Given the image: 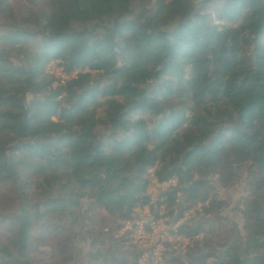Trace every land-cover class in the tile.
<instances>
[{
    "label": "trees",
    "instance_id": "1",
    "mask_svg": "<svg viewBox=\"0 0 264 264\" xmlns=\"http://www.w3.org/2000/svg\"><path fill=\"white\" fill-rule=\"evenodd\" d=\"M13 1L0 0V16ZM23 1L25 15L0 26V137L14 141L0 149V187L17 202L41 194L0 216V264H75L67 223L95 212L122 224L88 235L86 263L136 264L130 236L117 235L142 223L149 183L171 181L156 213L173 226L194 216L175 229L184 251L167 245L164 264H264V0H203L167 33L151 24L165 4L187 0H150L144 21L129 10L134 0ZM48 69L66 74L68 88ZM243 171L253 178L234 212L240 250L213 243L216 220L196 223L217 217V187L231 189Z\"/></svg>",
    "mask_w": 264,
    "mask_h": 264
},
{
    "label": "rangeland",
    "instance_id": "2",
    "mask_svg": "<svg viewBox=\"0 0 264 264\" xmlns=\"http://www.w3.org/2000/svg\"><path fill=\"white\" fill-rule=\"evenodd\" d=\"M203 0H187V5L182 8H176L170 5H164L163 13L157 18L156 21H154L151 24V27L155 28L156 30H160L161 32L167 33L170 32L173 25H176L178 22L179 17L183 13V11L187 10V6L195 7L198 3H200ZM153 3L150 0H134L132 4L129 7L130 12L132 15H136L139 12L143 11V21L146 20L149 17V11H151L153 7ZM27 6H25V2L23 0H15L11 2L8 7L5 9V11L0 16V26H7L12 25L18 22L20 18H22L25 15V10ZM124 20V19H123ZM93 25H89L88 29L93 28ZM74 29L77 28V26H72ZM2 27H0V36L3 33ZM82 29H78V31H81ZM5 53L9 56V59L13 63L18 64L20 62V59L14 56V49L7 48L5 50ZM61 71V70H60ZM49 74H53L57 79L60 80L61 86H64L66 89L68 88V84L66 82V74H63L59 72V70L56 69H48ZM60 73V74H59ZM30 99H33L31 96L27 95L24 99L25 102L30 101ZM14 144V141H11L7 137H0V149H4L7 146H11ZM252 174L250 176L247 174V172L243 171L240 174V179L237 182V184L232 187L229 190H221L217 186L218 190V200L223 203L221 207L218 208L217 214L215 219L205 221L203 224L210 225L213 224V221L216 220L218 223L215 227L217 230L218 239L215 240L216 244H233L234 246H238L239 248L242 247V241L245 236V232L243 230V223L239 219L238 214H234L235 209H240L239 205L241 201L245 198H249V192L247 190V186L252 181ZM205 179H207L210 183L215 184V181L213 177L206 173ZM176 186V183L171 181L169 183L163 184L161 186L156 187L154 183L150 182L147 188V195L150 197V205L146 207L144 210H141L140 213H138V217L142 222H147L151 220L158 219V214L156 213V206L155 203L157 201H160V198L163 194V192H169L170 190H174ZM186 188H189V186H186ZM32 195L29 197L27 202H24L23 200H19L20 202H17V196L13 194V191H10L8 188L0 187V216H10L14 215L16 212L19 211L22 208H28L32 206L36 200H40L39 196L41 194V191L38 192V190H35L31 193ZM37 201V202H38ZM37 204V203H36ZM82 212L87 208L88 202L84 201L82 204ZM206 206V204H205ZM197 209L200 208V206L195 207ZM192 210V209H190ZM194 211V209H193ZM175 213L178 212V209H175ZM193 214L189 215V219L194 216ZM171 221L169 223L171 224ZM59 222V226L61 227L64 225L63 221H57ZM112 222L113 226L115 225H121L122 223H114L112 220L108 219L105 214L101 212H95V217L91 219L90 222L82 223L81 221H78L77 224L73 227V229H70L69 223H67L70 232L72 233V240H73V247L75 251V264H87V259H85V254L89 251L88 245L90 244L89 236L97 237V236H103L107 233V229ZM169 223H166V226L169 225ZM173 223V222H172ZM145 224V223H143ZM224 225H230L233 229L231 232H226L228 229L227 227H224ZM223 226V227H221ZM136 228V222L135 223H128V225H124V230L120 231V233L117 235V239H128L130 236L131 240V234L133 233L134 229ZM176 228V227H175ZM223 228V229H222ZM220 229V230H219ZM225 229V230H224ZM127 235L126 237H121L123 235ZM171 235V234H170ZM6 236L5 232H1V236ZM234 240V243L232 242ZM131 242H133L131 240ZM2 243H4V240H2ZM174 243V244H173ZM172 244L176 245V251H174L173 255L175 254H182L184 251L187 243L185 240H180L178 237L174 240ZM212 243V242H211ZM133 244H135L133 242ZM171 244V245H172ZM119 245V244H118ZM53 246V243H50V247ZM136 246V244H135ZM167 247V245L165 246ZM216 248V246H213ZM120 250L123 249V245L120 244ZM47 252V250H46ZM121 252V251H120ZM214 252V251H213ZM135 253H137V246L135 249ZM169 255L171 254L168 252ZM214 255L216 253H213ZM44 261V264H48L49 262L46 260V258H42Z\"/></svg>",
    "mask_w": 264,
    "mask_h": 264
},
{
    "label": "built area",
    "instance_id": "3",
    "mask_svg": "<svg viewBox=\"0 0 264 264\" xmlns=\"http://www.w3.org/2000/svg\"><path fill=\"white\" fill-rule=\"evenodd\" d=\"M192 212L191 210L185 213L182 219L174 226L172 223L166 226L168 222L162 219L161 214L154 221H149L145 224L136 223V228L131 234V240L137 246L138 261L136 264H164L162 262V252L165 246L172 244L178 238L175 229L187 222Z\"/></svg>",
    "mask_w": 264,
    "mask_h": 264
},
{
    "label": "water",
    "instance_id": "4",
    "mask_svg": "<svg viewBox=\"0 0 264 264\" xmlns=\"http://www.w3.org/2000/svg\"><path fill=\"white\" fill-rule=\"evenodd\" d=\"M174 26H175V25H174ZM172 29H173V27H172ZM172 29H171V30H172ZM171 30H170V31H171ZM162 33H164V32H162ZM205 221H209V220H203V221L201 220V221L197 222L196 225L199 224V223H203V222H205ZM240 250H241V248H240Z\"/></svg>",
    "mask_w": 264,
    "mask_h": 264
},
{
    "label": "crops",
    "instance_id": "5",
    "mask_svg": "<svg viewBox=\"0 0 264 264\" xmlns=\"http://www.w3.org/2000/svg\"><path fill=\"white\" fill-rule=\"evenodd\" d=\"M173 27H174V25H173ZM159 31H160V30H159ZM165 193H166V192H163V194H165ZM147 222H149V221H147ZM147 222H142V224H143V223H147Z\"/></svg>",
    "mask_w": 264,
    "mask_h": 264
}]
</instances>
